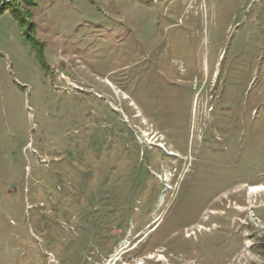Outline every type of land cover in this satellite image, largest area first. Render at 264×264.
<instances>
[{"label":"rangeland","instance_id":"obj_1","mask_svg":"<svg viewBox=\"0 0 264 264\" xmlns=\"http://www.w3.org/2000/svg\"><path fill=\"white\" fill-rule=\"evenodd\" d=\"M27 1L0 13V264H264V0Z\"/></svg>","mask_w":264,"mask_h":264},{"label":"bare ground","instance_id":"obj_2","mask_svg":"<svg viewBox=\"0 0 264 264\" xmlns=\"http://www.w3.org/2000/svg\"><path fill=\"white\" fill-rule=\"evenodd\" d=\"M247 194H248V197H251V196H256L257 194L261 193L264 191V184H254V185H251L247 188ZM238 209H242L241 207H237ZM212 213V212H211ZM159 254V253H158ZM157 254V260L158 261H162V262H167L166 260V257L162 254ZM155 256L151 255L149 258H154ZM131 264H143L142 261L140 262H135V263H131Z\"/></svg>","mask_w":264,"mask_h":264},{"label":"trees","instance_id":"obj_3","mask_svg":"<svg viewBox=\"0 0 264 264\" xmlns=\"http://www.w3.org/2000/svg\"><path fill=\"white\" fill-rule=\"evenodd\" d=\"M10 1L12 2V1H14V0H0V13H1L2 11L8 10V12H9L10 14H12L13 17H14L15 19L18 20L19 24H20V25H23V24H24V21L21 19L20 14L15 13V11L12 10L11 7H9L8 4H10ZM28 1H29V0H28ZM28 1H27V2H28Z\"/></svg>","mask_w":264,"mask_h":264},{"label":"flooded vegetation","instance_id":"obj_4","mask_svg":"<svg viewBox=\"0 0 264 264\" xmlns=\"http://www.w3.org/2000/svg\"><path fill=\"white\" fill-rule=\"evenodd\" d=\"M198 225H199V224H197V226H198ZM197 226H196V227H197ZM201 229H202V228H201Z\"/></svg>","mask_w":264,"mask_h":264}]
</instances>
